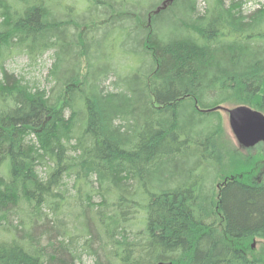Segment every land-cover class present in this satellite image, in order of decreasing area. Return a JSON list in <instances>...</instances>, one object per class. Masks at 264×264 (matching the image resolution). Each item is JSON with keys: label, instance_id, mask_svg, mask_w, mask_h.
I'll list each match as a JSON object with an SVG mask.
<instances>
[{"label": "trees", "instance_id": "1", "mask_svg": "<svg viewBox=\"0 0 264 264\" xmlns=\"http://www.w3.org/2000/svg\"><path fill=\"white\" fill-rule=\"evenodd\" d=\"M145 1L0 0V264H264V164L218 148L219 106L264 113V3ZM49 51L46 88L5 69Z\"/></svg>", "mask_w": 264, "mask_h": 264}, {"label": "rangeland", "instance_id": "2", "mask_svg": "<svg viewBox=\"0 0 264 264\" xmlns=\"http://www.w3.org/2000/svg\"><path fill=\"white\" fill-rule=\"evenodd\" d=\"M53 2H56L58 0H52ZM136 1V0H131ZM143 1V0H141ZM159 0H146L144 2H141L142 6H150L157 2ZM165 1V0H163ZM160 2L159 6L162 5V2ZM244 4H246L247 8L249 7H257L258 3H264V0H243ZM73 2V9L74 13H78L80 10L85 8V5L87 4V0H61V6L56 8L55 14L59 13L61 15L64 14L66 10L69 8L68 3ZM151 3V4H150ZM158 6V7H159ZM199 8L202 10L203 7H205V3L203 0H199L198 4ZM157 7V8H158ZM77 15V14H76ZM163 23H169L168 26L172 25L174 23L175 26V19L173 18V13H168L166 16L163 17ZM115 38L116 40H119L120 37H122L121 30L115 32ZM115 54L117 57H119L117 48H115ZM101 55L105 58V53H101ZM106 60V59H105ZM140 59L138 56H129L127 66H135L140 64ZM100 63L101 66L107 67V64H103V61ZM54 63V57H53V51L47 52L42 58H40L37 61H31L28 56L25 54H18L15 56H12L8 58L5 61V69L9 73H13L17 76H23L25 79L30 82L32 85L39 86L41 88H46L51 85L50 78H49V71ZM107 63V61L105 62ZM122 65V64H121ZM119 67V66H118ZM113 80V77L111 76L109 80L107 79L105 82V86L108 87L110 81ZM236 105H230V104H223V109L220 110V115L222 118V125H223V137L219 138V145L218 148L221 149L222 154V165H221V171H220V181L222 182L224 180L223 175L230 176L232 174L240 173L239 171H235L233 167L235 166L236 169L239 168V166H243L244 168H250L251 166L254 168V170H258L259 172H262L261 167L257 168L255 166H258L259 164H264L262 162L264 160V155L259 154V156H255V154H245L244 152L240 151L237 142L235 140V137L232 133V130L229 125V117H228V109L233 108ZM261 156V157H260ZM264 166V165H263ZM248 171V170H246ZM256 174V173H255ZM263 174L260 173L258 175ZM257 175V174H256ZM253 175L251 176V179H253ZM231 178V176L229 177ZM262 180V179H261ZM250 246V248L248 247ZM245 251L247 256L250 259H264V240L260 239L259 237H252L248 243H245L244 245ZM248 248V249H247ZM84 264H92V260L89 257H84L83 260Z\"/></svg>", "mask_w": 264, "mask_h": 264}, {"label": "water", "instance_id": "3", "mask_svg": "<svg viewBox=\"0 0 264 264\" xmlns=\"http://www.w3.org/2000/svg\"><path fill=\"white\" fill-rule=\"evenodd\" d=\"M166 2L170 3V1ZM166 7H168V5L158 7L155 13H158ZM218 109H223V106H219ZM227 112L232 133L242 149L247 150L257 143L264 141L263 112L247 105L235 106L228 109Z\"/></svg>", "mask_w": 264, "mask_h": 264}, {"label": "flooded vegetation", "instance_id": "4", "mask_svg": "<svg viewBox=\"0 0 264 264\" xmlns=\"http://www.w3.org/2000/svg\"><path fill=\"white\" fill-rule=\"evenodd\" d=\"M244 153L245 154H248V155H250V154L259 155V154H262L263 153V155H264V141H261V142L257 143L252 148H249L247 150H244ZM229 180H232V178L229 179Z\"/></svg>", "mask_w": 264, "mask_h": 264}, {"label": "bare ground", "instance_id": "5", "mask_svg": "<svg viewBox=\"0 0 264 264\" xmlns=\"http://www.w3.org/2000/svg\"><path fill=\"white\" fill-rule=\"evenodd\" d=\"M144 1V0H143ZM148 1V0H147ZM150 1V0H149ZM166 1V0H165ZM167 1H170V3L172 2V0H167ZM241 1H243V0H241ZM244 2V1H243ZM140 3V2H139ZM165 3H167V2H165ZM262 3V2H261ZM247 4V3H246ZM165 5H167V4H165ZM161 6V5H160ZM154 7V6H153ZM257 8H259L258 6H257ZM148 15V14H147ZM46 29V28H45ZM73 42V41H72ZM29 57V56H28ZM110 60V59H109Z\"/></svg>", "mask_w": 264, "mask_h": 264}]
</instances>
